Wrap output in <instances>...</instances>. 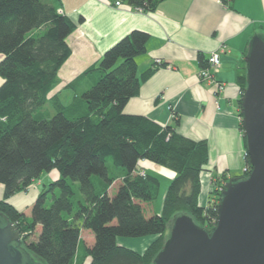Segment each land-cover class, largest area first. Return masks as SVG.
<instances>
[{
	"label": "trees",
	"instance_id": "obj_1",
	"mask_svg": "<svg viewBox=\"0 0 264 264\" xmlns=\"http://www.w3.org/2000/svg\"><path fill=\"white\" fill-rule=\"evenodd\" d=\"M123 1L151 11L162 0ZM220 1L231 7L232 0ZM59 4L60 0H0V212L15 224L25 248L43 264H71L81 228L94 235L93 244L86 247L90 264H151L164 246L174 215L185 213L207 230L213 227L218 188L228 177L219 176L222 183L216 177L206 204L199 205L200 172L208 161L206 142L181 135L174 125L161 126L147 117L123 113L128 99L151 73L138 75L135 62L145 49V31L131 30L68 82L73 96L67 103L58 92L49 97L58 70L70 55L66 37L76 26L58 11ZM247 50L248 45L244 56ZM244 56L236 75L240 94L246 81ZM199 60L203 65L202 54ZM86 77L92 82L80 85ZM107 158L122 175L112 195L107 188L114 176ZM139 159L175 172L160 212L149 216L141 202L157 198L160 182L138 169ZM245 162L250 166L247 153ZM52 169L59 176L38 193L29 215L7 201ZM37 225L40 230L35 234ZM148 235L156 238L142 253L116 241L119 236Z\"/></svg>",
	"mask_w": 264,
	"mask_h": 264
},
{
	"label": "crops",
	"instance_id": "obj_2",
	"mask_svg": "<svg viewBox=\"0 0 264 264\" xmlns=\"http://www.w3.org/2000/svg\"><path fill=\"white\" fill-rule=\"evenodd\" d=\"M115 1L60 0L58 11L70 16L76 26L66 37L70 55L60 66L58 80L50 93L58 92L60 99L67 103L73 96L67 83L98 62L107 48L133 29L148 33L145 49L136 55L135 62L138 75L146 70L151 73L140 83L138 93L128 99L123 113L147 117L161 126L174 125L181 135L206 142L208 161L200 172L198 196L199 205L204 206L213 180L222 174L228 178L242 175L246 164L236 75L250 38L256 32H264V0H232L231 7L220 0H162L151 11L136 9L123 0L116 5ZM222 45L225 49L220 53L221 63L214 78L223 82L225 88L217 92L213 82L198 79V71L203 66L199 55L206 59L209 52ZM157 58L163 64H157ZM88 78L80 85H86L87 80L91 83L92 79ZM137 167L159 179V192L162 186L164 196L175 172L147 159H139ZM58 176L56 169L41 173L27 189L14 193L7 201L29 215L38 193ZM121 178L120 174L114 184L119 185ZM110 189L109 186L107 191L112 195ZM2 194L0 183V198ZM155 200L141 202L146 216L160 212L153 205ZM39 230L37 225L35 234ZM155 238V235L119 236L116 241L142 253ZM93 242L92 231L81 228L71 264H90L86 247Z\"/></svg>",
	"mask_w": 264,
	"mask_h": 264
},
{
	"label": "water",
	"instance_id": "obj_3",
	"mask_svg": "<svg viewBox=\"0 0 264 264\" xmlns=\"http://www.w3.org/2000/svg\"><path fill=\"white\" fill-rule=\"evenodd\" d=\"M244 62L240 120L250 170L222 184L210 230L188 214L174 215L151 264H264V32L250 38ZM0 264H43L25 248L15 224L2 212Z\"/></svg>",
	"mask_w": 264,
	"mask_h": 264
},
{
	"label": "built area",
	"instance_id": "obj_4",
	"mask_svg": "<svg viewBox=\"0 0 264 264\" xmlns=\"http://www.w3.org/2000/svg\"><path fill=\"white\" fill-rule=\"evenodd\" d=\"M115 4L119 5L120 1L116 0ZM224 49H225V46L222 45L219 47V49L209 52V54L207 55L205 59L203 66H201L197 74L199 80L213 82L215 84V88L217 92H221L225 88V84L223 82H220L214 78V73L218 70L220 63H221L220 53L223 52ZM155 62L157 64H160L161 60L157 58ZM172 117H175V116L172 115ZM249 170H250V166L245 164L242 170L243 173ZM218 190H221V186H219Z\"/></svg>",
	"mask_w": 264,
	"mask_h": 264
},
{
	"label": "rangeland",
	"instance_id": "obj_5",
	"mask_svg": "<svg viewBox=\"0 0 264 264\" xmlns=\"http://www.w3.org/2000/svg\"><path fill=\"white\" fill-rule=\"evenodd\" d=\"M1 85V84H0ZM51 91V90H50ZM54 93H49V97H51L52 95H53ZM53 113V112H52ZM112 162H111V160L109 159V158H107L106 159V165H107V167H108V170L112 173L113 172V176H114V182H116V179H118L119 177H120V174L118 173V172H116V171H114V169H115V167L113 166L112 167ZM47 172H49V171H44V172H42V173H47ZM117 173V174H116ZM96 177V176H95ZM112 181V182H113ZM114 182L110 185V190H111V193L113 194L115 191H116V189H117V187H118V184H114ZM96 189L97 190H99L100 188H99V184L97 185V187H96ZM159 189H160V187H159ZM162 186H161V190H160V192H159V194H158V197H157V199L155 200V202H154V206L156 207V208H160L161 209V206H162V200H163V194H162ZM56 193H58V191L56 192ZM51 196V192H49L48 193V198ZM31 208V207H30ZM167 232H169V223H168V226H167Z\"/></svg>",
	"mask_w": 264,
	"mask_h": 264
},
{
	"label": "clouds",
	"instance_id": "obj_6",
	"mask_svg": "<svg viewBox=\"0 0 264 264\" xmlns=\"http://www.w3.org/2000/svg\"><path fill=\"white\" fill-rule=\"evenodd\" d=\"M141 172H143V171H141ZM144 173V172H143Z\"/></svg>",
	"mask_w": 264,
	"mask_h": 264
}]
</instances>
